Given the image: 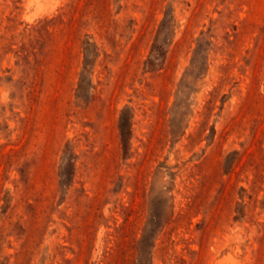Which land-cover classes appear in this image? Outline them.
<instances>
[{"label":"rangeland","instance_id":"1","mask_svg":"<svg viewBox=\"0 0 264 264\" xmlns=\"http://www.w3.org/2000/svg\"><path fill=\"white\" fill-rule=\"evenodd\" d=\"M0 264H264V0H0Z\"/></svg>","mask_w":264,"mask_h":264}]
</instances>
